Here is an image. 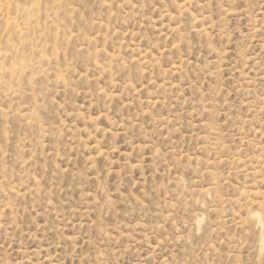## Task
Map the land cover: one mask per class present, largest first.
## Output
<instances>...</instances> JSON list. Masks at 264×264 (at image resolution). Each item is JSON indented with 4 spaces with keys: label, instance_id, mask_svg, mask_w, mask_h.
<instances>
[{
    "label": "rangeland",
    "instance_id": "rangeland-1",
    "mask_svg": "<svg viewBox=\"0 0 264 264\" xmlns=\"http://www.w3.org/2000/svg\"><path fill=\"white\" fill-rule=\"evenodd\" d=\"M0 264H264V0H0Z\"/></svg>",
    "mask_w": 264,
    "mask_h": 264
}]
</instances>
